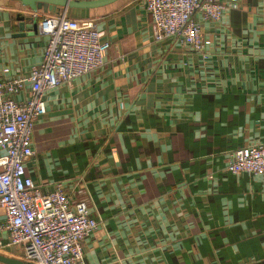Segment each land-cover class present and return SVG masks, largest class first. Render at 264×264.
<instances>
[{
    "label": "crops",
    "instance_id": "obj_1",
    "mask_svg": "<svg viewBox=\"0 0 264 264\" xmlns=\"http://www.w3.org/2000/svg\"><path fill=\"white\" fill-rule=\"evenodd\" d=\"M67 12L109 49L101 69L45 96L25 174L87 204L98 228L81 264H264V181L225 170L231 152L264 144V0L202 23L207 62L179 39L155 43L144 0ZM19 13L32 15L0 0V79L42 60ZM4 224L0 209V255L22 260Z\"/></svg>",
    "mask_w": 264,
    "mask_h": 264
},
{
    "label": "built area",
    "instance_id": "obj_2",
    "mask_svg": "<svg viewBox=\"0 0 264 264\" xmlns=\"http://www.w3.org/2000/svg\"><path fill=\"white\" fill-rule=\"evenodd\" d=\"M240 0H144L155 43L179 39L201 61L205 53L202 23H218ZM35 17V16H34ZM43 38L41 63L24 76L4 70L0 79V209L8 246L21 249L30 264H81L83 242L98 228L85 202L73 207L58 186L41 194L25 174L34 157L35 121L46 114L45 96L63 84L101 69L109 49L91 20H76L60 9L37 23ZM207 71V69H206ZM27 93L24 101L14 96ZM225 170L233 175L259 176L264 181V144L231 152ZM1 248V246H0Z\"/></svg>",
    "mask_w": 264,
    "mask_h": 264
},
{
    "label": "water",
    "instance_id": "obj_3",
    "mask_svg": "<svg viewBox=\"0 0 264 264\" xmlns=\"http://www.w3.org/2000/svg\"><path fill=\"white\" fill-rule=\"evenodd\" d=\"M20 3L31 16L25 17L21 13L16 15L20 37H25L27 33L36 34L37 19L34 14L43 11L44 13H56L60 9H81L90 10L109 5L117 0H11ZM0 264H30L23 260H16L0 255Z\"/></svg>",
    "mask_w": 264,
    "mask_h": 264
},
{
    "label": "trees",
    "instance_id": "obj_4",
    "mask_svg": "<svg viewBox=\"0 0 264 264\" xmlns=\"http://www.w3.org/2000/svg\"><path fill=\"white\" fill-rule=\"evenodd\" d=\"M53 15V14H52Z\"/></svg>",
    "mask_w": 264,
    "mask_h": 264
}]
</instances>
